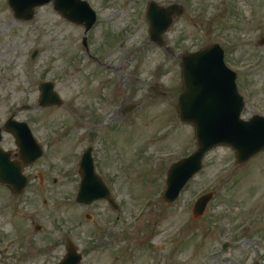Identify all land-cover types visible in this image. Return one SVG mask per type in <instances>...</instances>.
Returning a JSON list of instances; mask_svg holds the SVG:
<instances>
[{
	"label": "rangeland",
	"instance_id": "374dc122",
	"mask_svg": "<svg viewBox=\"0 0 264 264\" xmlns=\"http://www.w3.org/2000/svg\"><path fill=\"white\" fill-rule=\"evenodd\" d=\"M88 1L98 12L90 52L84 26L52 3L21 21L0 0V124L16 111L33 127L37 120L58 130L46 156L26 169L25 194L0 186V264H56L66 235L84 264H264V151L239 164L231 147L218 146L175 203L161 198L167 168L196 147L194 126L178 117L182 53L219 42L247 100L243 117L264 114V0H156L184 8L163 46L150 40L152 0ZM46 80L64 104L38 105ZM132 102L139 105L124 114ZM2 145L16 152L8 133ZM89 145L119 211L106 200L76 202L79 159ZM40 176L56 182L41 186ZM211 189L206 215L194 219L196 199Z\"/></svg>",
	"mask_w": 264,
	"mask_h": 264
},
{
	"label": "water",
	"instance_id": "95a60500",
	"mask_svg": "<svg viewBox=\"0 0 264 264\" xmlns=\"http://www.w3.org/2000/svg\"><path fill=\"white\" fill-rule=\"evenodd\" d=\"M16 16L30 19L34 7L51 0H9ZM55 7L68 19L85 23L89 29L96 20V13L83 0H54ZM171 9H176L175 6ZM171 12H166L152 3L149 8L152 39L162 42V33L171 24ZM183 71L186 91L180 98L179 112L183 121L192 122L197 129L198 146L193 153L172 165L168 172V188L165 198L173 202L185 183L203 167V159L208 150L220 143H228L237 150L238 161L246 162L264 148V116L254 115L249 120L242 119L245 106L244 98L237 89L236 73L224 62V51L215 44L204 50L186 54L183 57ZM42 99L46 103H60L53 90V84L42 85ZM43 102V103H44ZM1 132V130H0ZM1 139V133H0ZM23 157L26 163L38 158L42 151L35 144L32 136L20 139ZM84 174L95 178V196H106L108 192L97 179L88 158L84 163ZM0 180L9 182L12 188L20 192L27 184L22 174L20 163L9 161L7 153L0 150ZM86 190V189H84ZM213 192L204 195L196 204V213H203ZM76 254L70 249V256L62 264H74L71 256ZM259 264V263H256Z\"/></svg>",
	"mask_w": 264,
	"mask_h": 264
},
{
	"label": "flooded vegetation",
	"instance_id": "af4514ba",
	"mask_svg": "<svg viewBox=\"0 0 264 264\" xmlns=\"http://www.w3.org/2000/svg\"><path fill=\"white\" fill-rule=\"evenodd\" d=\"M39 130H42L44 132H50L51 131V126H48L47 128H44V127L39 126Z\"/></svg>",
	"mask_w": 264,
	"mask_h": 264
}]
</instances>
